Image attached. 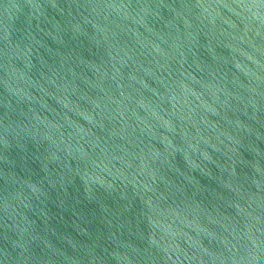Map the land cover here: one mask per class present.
I'll use <instances>...</instances> for the list:
<instances>
[{
    "label": "water",
    "instance_id": "1",
    "mask_svg": "<svg viewBox=\"0 0 264 264\" xmlns=\"http://www.w3.org/2000/svg\"><path fill=\"white\" fill-rule=\"evenodd\" d=\"M0 264H264V0H0Z\"/></svg>",
    "mask_w": 264,
    "mask_h": 264
}]
</instances>
